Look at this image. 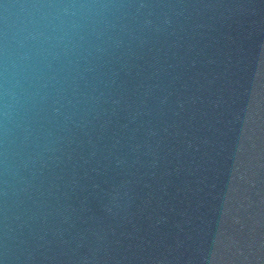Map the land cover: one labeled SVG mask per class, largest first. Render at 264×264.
<instances>
[{
	"label": "water",
	"instance_id": "water-1",
	"mask_svg": "<svg viewBox=\"0 0 264 264\" xmlns=\"http://www.w3.org/2000/svg\"><path fill=\"white\" fill-rule=\"evenodd\" d=\"M0 264H264V0H0Z\"/></svg>",
	"mask_w": 264,
	"mask_h": 264
}]
</instances>
